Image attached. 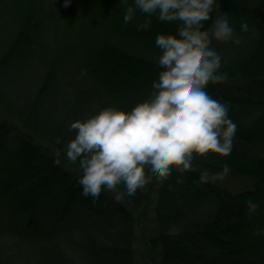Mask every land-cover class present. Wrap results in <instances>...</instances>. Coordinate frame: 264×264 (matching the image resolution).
<instances>
[{
  "label": "trees",
  "instance_id": "1",
  "mask_svg": "<svg viewBox=\"0 0 264 264\" xmlns=\"http://www.w3.org/2000/svg\"><path fill=\"white\" fill-rule=\"evenodd\" d=\"M133 3L0 0V264H264V0H213L201 30L210 32L225 6L242 37L228 50L213 40L228 79L208 85L232 112L259 120L231 117L232 153L197 156L193 170L174 169L132 201L108 191L83 196L82 170L63 155L76 134L69 123L107 106L131 110L150 97L162 70L158 58L99 45L87 33ZM137 12L135 24L114 22L119 38L153 49L158 34L177 33L178 21L153 15L140 29L149 14ZM225 162L239 190L200 182L202 171H221ZM249 199L260 204L251 217Z\"/></svg>",
  "mask_w": 264,
  "mask_h": 264
},
{
  "label": "clouds",
  "instance_id": "2",
  "mask_svg": "<svg viewBox=\"0 0 264 264\" xmlns=\"http://www.w3.org/2000/svg\"><path fill=\"white\" fill-rule=\"evenodd\" d=\"M70 4L71 0H65V6ZM137 9L149 14L140 29L149 28L151 15L156 14L160 21H178V30L156 37L162 70L152 82L149 98L131 110L107 106L69 123L76 134L66 143L63 155L78 163L82 194L93 200L108 191L118 201H132L153 182L171 176L174 169L193 170L197 156L227 157L234 147L238 124L229 115L230 105L208 91L210 83L228 79L213 40L239 44L242 39L228 14L216 15L210 32L201 35L213 13V0H134L124 14L125 23L134 19ZM241 28L247 30V21ZM60 157L57 149V164L62 162ZM230 171L226 162L221 171L205 169L200 182L215 183ZM246 204L249 217L260 207L252 199Z\"/></svg>",
  "mask_w": 264,
  "mask_h": 264
},
{
  "label": "rangeland",
  "instance_id": "3",
  "mask_svg": "<svg viewBox=\"0 0 264 264\" xmlns=\"http://www.w3.org/2000/svg\"><path fill=\"white\" fill-rule=\"evenodd\" d=\"M19 1H22V0H19ZM221 8H223V10H224L223 13H227L228 15H230V17H232L231 16L232 14H230L228 12V10H227V8L225 6L221 7ZM224 8H226V9H224ZM138 11L142 12L139 9H138ZM125 12H126V8L116 12L115 13L116 15H114V13L109 14V17L107 18L108 20L105 18L106 20L104 21V23L102 25H99L98 27H95L96 29L88 31L87 33L96 34L97 38H98L97 42H99V45L104 44V43L113 44V45H120V46L123 45L122 47L124 49H127L128 51L132 52L133 54H137L139 56L140 55H144L145 57H151V58H158V56L162 54V50L160 48H157V47L154 48L153 47V49H150L147 46H143L141 44L138 45V44L132 43L128 39L119 38V37H122L123 34L118 30V28L115 27V23L118 21V19L119 20L120 19H124ZM221 12L222 11L220 10V12H218V13L222 14ZM137 13L138 12L136 11V15H135L134 19L131 22H129V24H132V23L135 24L134 22L137 19ZM152 15L155 16L156 18H158V16L156 14H152ZM110 20H112L113 23H110ZM89 28L90 27H88V29ZM89 40L92 41V44L94 45V40L91 38V35H90V37H88L87 41H89ZM223 45L226 47L225 49H227V50L234 46V44H230V42L224 43ZM122 76L125 77L124 74ZM263 96L264 95H262V97ZM233 111L234 112H232L230 110L229 115L231 117H234V116L242 117L240 120L243 121L244 124H247V123L248 124H253L254 123V125H255V124H257L259 122V120H257L258 118L256 119V117H254L256 119V120H254L252 117H248L247 118L245 116V114H244V116H240L241 114L246 113L245 111H242V110H239V109H236V110H233ZM258 151H259V153L261 155H264V150L258 149ZM220 182H221L220 183L221 185H224L225 187H229L232 190H236L238 188L240 189V187L242 185L240 183L232 182L226 177L221 179ZM9 195L12 196V193H9Z\"/></svg>",
  "mask_w": 264,
  "mask_h": 264
}]
</instances>
